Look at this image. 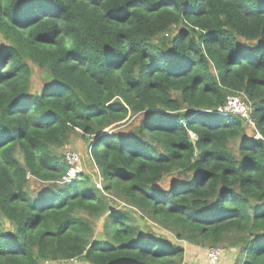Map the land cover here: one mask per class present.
I'll return each mask as SVG.
<instances>
[{"label": "trees", "instance_id": "obj_1", "mask_svg": "<svg viewBox=\"0 0 264 264\" xmlns=\"http://www.w3.org/2000/svg\"><path fill=\"white\" fill-rule=\"evenodd\" d=\"M0 35V264H180L182 247L103 193L177 240L239 235L234 264H264V0H0ZM29 62L45 72L37 92ZM238 92L262 139L218 112ZM129 114L135 129L90 149L102 190L62 182L55 150ZM27 175L50 185L30 197ZM80 211L106 214L110 240Z\"/></svg>", "mask_w": 264, "mask_h": 264}, {"label": "rangeland", "instance_id": "obj_2", "mask_svg": "<svg viewBox=\"0 0 264 264\" xmlns=\"http://www.w3.org/2000/svg\"><path fill=\"white\" fill-rule=\"evenodd\" d=\"M174 30V29H173ZM172 31L169 32L171 34ZM6 44L2 36L0 35V46ZM32 74H31V91L38 90L41 84L44 82L45 76L44 71L41 69H37L32 63H28ZM142 115H133L129 114L128 118L121 123H117L112 125L111 129L107 132V130L103 132L107 133H114V132H128L135 129L141 122ZM246 133L248 136L255 135V131L252 128L246 129ZM91 140L86 139L75 133L72 137L71 142L68 146H65L61 149H56L55 152L60 156L63 152L67 149L76 150L80 153L81 157V172L78 175V178L81 180H85L86 184L89 187H94L98 190H102V183L99 168H97L92 156L91 150L90 153L88 152V148L90 147ZM231 149L236 152L237 146L236 143H231ZM15 157L20 161L23 165L22 160V153L17 150L15 153ZM28 183L26 186V192L30 197L34 196L36 193L40 192L45 187L49 186L50 183L41 182L36 180L34 177L27 175ZM177 178H183L179 172H173L171 175L166 176L165 179L161 182L160 187L165 188L168 186L170 180H176ZM104 197L108 199V203L113 207L112 209L115 210H123L132 215V225L135 226L140 233L150 232L153 235H156L160 239H165L168 242L178 245L183 248V257L180 264H210L206 255V251L209 248H218L221 250V258L219 264H234L236 259H238L239 253L238 249L233 247L232 244L236 242V240L240 237L239 235H230L226 236L222 241L221 244L215 246H205L200 247L198 243H191L184 240H177L172 233V229L170 228H163L159 221L154 219L143 217L137 210L130 207L129 205L125 204V202L117 196L115 193H103ZM77 217L82 218L85 220L89 227L91 228L92 232V240L93 241H100V240H110L109 238H105V221H106V214H88L86 212H78L76 214ZM5 228L7 226L4 224ZM232 245V246H231ZM50 263V262H49ZM59 264V263H55ZM60 264H70V263H60ZM72 264H88L84 260H76Z\"/></svg>", "mask_w": 264, "mask_h": 264}, {"label": "built area", "instance_id": "obj_3", "mask_svg": "<svg viewBox=\"0 0 264 264\" xmlns=\"http://www.w3.org/2000/svg\"><path fill=\"white\" fill-rule=\"evenodd\" d=\"M219 113L228 115L238 116L241 120L244 121L245 125L248 128H252L255 131V138L262 139L257 133L254 123L252 121V108L251 103L248 98L243 93H236L227 98L226 104L218 109ZM90 147L88 152L90 153ZM80 153L76 150L67 149L64 152V159L66 163V174L62 182H70L74 179H78L79 173L82 171L80 167ZM206 257L210 264H219L221 258V250L218 248H209L206 251ZM43 264H51V262H44Z\"/></svg>", "mask_w": 264, "mask_h": 264}, {"label": "water", "instance_id": "obj_4", "mask_svg": "<svg viewBox=\"0 0 264 264\" xmlns=\"http://www.w3.org/2000/svg\"><path fill=\"white\" fill-rule=\"evenodd\" d=\"M107 132H98L94 135L93 139L91 140V145H93L95 143V141L99 140L100 138L104 137L105 135H107Z\"/></svg>", "mask_w": 264, "mask_h": 264}, {"label": "clouds", "instance_id": "obj_5", "mask_svg": "<svg viewBox=\"0 0 264 264\" xmlns=\"http://www.w3.org/2000/svg\"><path fill=\"white\" fill-rule=\"evenodd\" d=\"M92 147L91 143H90V148Z\"/></svg>", "mask_w": 264, "mask_h": 264}]
</instances>
